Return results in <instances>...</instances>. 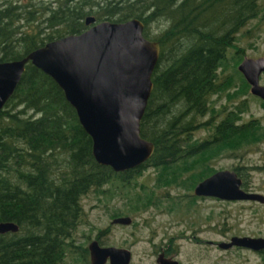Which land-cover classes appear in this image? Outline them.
I'll return each mask as SVG.
<instances>
[{"label": "trees", "instance_id": "1", "mask_svg": "<svg viewBox=\"0 0 264 264\" xmlns=\"http://www.w3.org/2000/svg\"><path fill=\"white\" fill-rule=\"evenodd\" d=\"M262 1L54 0L49 5L44 0H0V60L21 58L49 40L85 30L88 15L115 21L139 17L144 34L161 44L153 92L141 121L142 135L154 141L155 150L142 164L123 171L96 160L92 136L63 88L28 62L0 110V221L20 225L16 232L0 233V264H61L69 236L84 214L82 196L91 188L124 186L133 191V209L158 205L155 189L138 181L147 166L155 167V185L194 189L217 170L212 160L264 139L260 122L241 120L248 109L245 100L223 110L220 120L219 112L199 118L210 111V96L225 88L218 71L229 49H235L237 63L245 57L237 33L264 11ZM162 18L168 26L151 37L150 24ZM34 20L36 30L23 28ZM56 25L57 34H43V26ZM170 43L177 50L162 67ZM205 124L212 131L195 138Z\"/></svg>", "mask_w": 264, "mask_h": 264}, {"label": "water", "instance_id": "2", "mask_svg": "<svg viewBox=\"0 0 264 264\" xmlns=\"http://www.w3.org/2000/svg\"><path fill=\"white\" fill-rule=\"evenodd\" d=\"M88 28L47 41L21 58L0 60V110L19 85L28 62L49 73L63 88L75 107L80 122L92 136L96 160L116 171L136 167L155 150L153 140L142 135L141 121L153 92V73L161 54L158 40L144 34L145 23L139 17L115 21L97 20L88 15ZM251 91L264 99V56H245L239 64ZM196 195L217 196L228 200H258L264 194L243 187V178L234 169H220L199 181ZM115 223L128 224L132 216H118ZM13 220L0 221V233L16 232ZM222 248L232 245L264 249L262 235H234L218 242ZM94 264H130L128 247L90 244ZM159 264H179L176 258H157Z\"/></svg>", "mask_w": 264, "mask_h": 264}, {"label": "rangeland", "instance_id": "3", "mask_svg": "<svg viewBox=\"0 0 264 264\" xmlns=\"http://www.w3.org/2000/svg\"><path fill=\"white\" fill-rule=\"evenodd\" d=\"M44 1L49 5L51 1L53 5L56 3L54 0ZM262 3L264 5V0ZM97 8L95 6L94 10ZM21 23H24V20H21ZM34 24L35 20L25 24L23 28L34 31ZM168 24L165 18L154 21L150 24V36L155 37ZM58 26H43V34L51 31L57 34L55 28ZM62 29L63 32L64 28ZM237 37L238 44L245 50V56H264V11L242 26ZM170 44L162 67L170 61V52L177 50L176 45ZM239 64L236 62L235 49L230 48L225 65L218 71L225 88L210 96V111L200 116L201 120L210 119L218 112L221 114L216 116V119L220 120L223 110L236 108L245 100L249 104L248 109L241 112V120L255 119L264 126V99L252 93L251 84L247 85L242 79L243 73ZM261 82L264 83V72L261 74ZM177 108L179 109V106L174 105L175 111H178ZM211 131L212 128L205 124L195 131L194 137L204 138ZM211 163L217 170H236L243 182L246 180L243 184L246 189L264 194V139L240 151L225 152ZM155 175V167L149 165L138 181L155 189L160 201L158 205L133 209L129 204L132 189L124 186L116 188L111 184L103 186L105 191L101 188H91L84 194L81 199L84 214L73 231L71 244L61 264H92L89 253L76 250L74 243L87 247L94 238H98L105 245L114 244L130 248V264H158L157 248L161 244H169L173 248L180 264H264V253L246 247L233 246L225 249L216 244L218 241L229 240L236 234L264 236V202L204 197L196 195L194 189L179 185L158 186L155 185ZM120 214L132 216V223H114L113 218Z\"/></svg>", "mask_w": 264, "mask_h": 264}, {"label": "flooded vegetation", "instance_id": "4", "mask_svg": "<svg viewBox=\"0 0 264 264\" xmlns=\"http://www.w3.org/2000/svg\"><path fill=\"white\" fill-rule=\"evenodd\" d=\"M87 25H89L90 26V24H87ZM61 36H63V35H61ZM263 99V98H262ZM243 184H244V182H243ZM244 187V186H243ZM245 188V187H244ZM246 189V188H245ZM246 190H250V189H246ZM199 196H204V197H207L206 195H199ZM215 197H217V196H215ZM219 198V197H218ZM154 205H156L155 203H153L151 206H154ZM148 207V206H147ZM118 216H125V215H117V216H115V217H118ZM114 217V218H115ZM113 218V219H114ZM113 221V220H112ZM132 221H133V218H132ZM115 223V222H114ZM132 222H130V223H128V224H131ZM124 224V223H123ZM236 235H240V234H236ZM243 235H250V234H243ZM232 236H234V235H232ZM232 236L230 237V239L229 240H231V238H232ZM69 237H73V232L71 233V235L69 236ZM98 237H100L99 235H98ZM70 238V239H71ZM70 239H68L70 242H71V240ZM98 240V242L100 243V245H103V246H106L105 244H103V243H101V241L98 239V238H94V239H92L91 241H90V243L88 244V246L87 247H80V245H76L75 243H74V245H75V247H76V250H84V251H86V252H88L89 253V255H90V261H91V263L92 264H94L93 262H92V260H91V248H90V244H91V242L93 241V240ZM229 240H224V241H229ZM212 243H213V241H211ZM218 242H220V241H218ZM216 243V244H218L219 245V243ZM71 244V243H70ZM110 245H112V244H110ZM114 245V244H113ZM118 246V245H117ZM220 246V245H219ZM233 246H235V247H246V248H249V249H252V250H254L255 252H259V253H264V249H253V248H250V247H247V246H241V245H232L231 247H233ZM221 247V246H220ZM230 248V247H229ZM225 249H228V248H225ZM157 251H158V255H157V257H156V262L159 264V262L157 261V258L160 256V254H163V256L165 257V258H170V257H172V258H176V259H178L177 257H176V252L175 251H173V248L171 247V246H169V244L168 245H163V244H161L158 248H157ZM66 252H67V250L65 251V253H64V256H63V258H62V261H63V259L65 258V254H66ZM178 261H179V264H180V260L178 259ZM108 262H109V260H108ZM107 264V263H106ZM111 264V263H110Z\"/></svg>", "mask_w": 264, "mask_h": 264}]
</instances>
